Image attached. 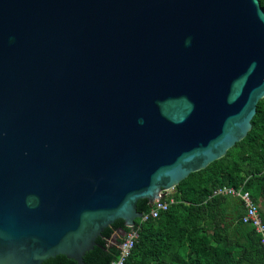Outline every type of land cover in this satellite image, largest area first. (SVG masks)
Segmentation results:
<instances>
[{
  "label": "water",
  "instance_id": "water-1",
  "mask_svg": "<svg viewBox=\"0 0 264 264\" xmlns=\"http://www.w3.org/2000/svg\"><path fill=\"white\" fill-rule=\"evenodd\" d=\"M262 98L260 0H0V264H85Z\"/></svg>",
  "mask_w": 264,
  "mask_h": 264
},
{
  "label": "trees",
  "instance_id": "trees-1",
  "mask_svg": "<svg viewBox=\"0 0 264 264\" xmlns=\"http://www.w3.org/2000/svg\"><path fill=\"white\" fill-rule=\"evenodd\" d=\"M264 7V0H260ZM253 127L227 154L191 173L173 190L177 200L156 218L136 219L139 238L124 264H264V246L255 228L243 221L246 205L234 194L217 193L224 187L248 191L264 220V98L257 105ZM147 198L138 210L151 209ZM132 227L117 219L84 255L85 264H111L120 255L116 230ZM114 240V241H112ZM43 264H79L64 254Z\"/></svg>",
  "mask_w": 264,
  "mask_h": 264
},
{
  "label": "built area",
  "instance_id": "built-area-1",
  "mask_svg": "<svg viewBox=\"0 0 264 264\" xmlns=\"http://www.w3.org/2000/svg\"><path fill=\"white\" fill-rule=\"evenodd\" d=\"M172 190L164 191V194L157 198L149 212L143 213L140 217L141 222L148 220L149 218H156L159 216L161 211L167 210L172 204L176 203L177 200L172 196ZM217 193H229L240 196L245 205L246 213L243 217L245 223L251 224L257 233L261 237V242L264 246V220L260 213V206L255 202L253 197L248 191H242L234 187H224L217 191ZM140 226H132L131 230L124 232L122 242L119 243L120 255L118 259L114 260L111 264H124L126 259L130 256L132 249L134 248L139 238ZM114 241V240H112Z\"/></svg>",
  "mask_w": 264,
  "mask_h": 264
},
{
  "label": "rangeland",
  "instance_id": "rangeland-1",
  "mask_svg": "<svg viewBox=\"0 0 264 264\" xmlns=\"http://www.w3.org/2000/svg\"><path fill=\"white\" fill-rule=\"evenodd\" d=\"M119 238V236L121 237L122 236V231H119V232H116V234L114 235V240L117 239L116 237Z\"/></svg>",
  "mask_w": 264,
  "mask_h": 264
},
{
  "label": "flooded vegetation",
  "instance_id": "flooded-vegetation-1",
  "mask_svg": "<svg viewBox=\"0 0 264 264\" xmlns=\"http://www.w3.org/2000/svg\"><path fill=\"white\" fill-rule=\"evenodd\" d=\"M119 231H121V230H119V229H118V230H116V231H115V233H114V235L116 234V232H119ZM114 235H113V237H112V238H114ZM115 237H116V236H115ZM119 237H120V236H119ZM116 238H118V237H116Z\"/></svg>",
  "mask_w": 264,
  "mask_h": 264
}]
</instances>
